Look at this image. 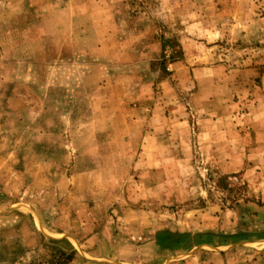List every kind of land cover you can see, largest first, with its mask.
Wrapping results in <instances>:
<instances>
[{
    "label": "rangeland",
    "instance_id": "374dc122",
    "mask_svg": "<svg viewBox=\"0 0 264 264\" xmlns=\"http://www.w3.org/2000/svg\"><path fill=\"white\" fill-rule=\"evenodd\" d=\"M253 65L264 0H0V264H264ZM220 104L229 152L181 151ZM147 128L160 161L130 168Z\"/></svg>",
    "mask_w": 264,
    "mask_h": 264
},
{
    "label": "crops",
    "instance_id": "0c3cea01",
    "mask_svg": "<svg viewBox=\"0 0 264 264\" xmlns=\"http://www.w3.org/2000/svg\"><path fill=\"white\" fill-rule=\"evenodd\" d=\"M260 58L261 57H259V59ZM252 67H253L252 71H254V72L261 71V70L264 72V68L263 69H260V68L256 69L255 65H253ZM223 71H224V69H223ZM262 103H263V105L260 108L263 111L264 110V101H262ZM220 105H222V104H220ZM225 111H226V109H225L224 105H222L221 106V114L218 115L217 118H215V122H214L213 118H211V120L210 119L204 120V122H206V124L208 126H210L209 129L198 128L196 130V132H194L193 135L191 134L190 131L189 132L183 131V132L179 133L177 136H174L173 134H171V137L177 138V141H178V138L183 137L182 136V134H183L186 138L185 139L186 143H187L188 136L189 137H192V136L196 137V139L193 138V140L190 141L189 145H183L181 142H179L177 147H179L181 151H183L184 149L186 150L189 147L191 153L194 150L196 151V149H198L200 152H203V153H205V152L213 153L215 151L221 152V153L229 152L230 148H229L228 142H229L230 132H229V130L224 129L225 128L224 124L227 122V120H229V118L225 117V115H226ZM262 117H263L262 120H264V114L262 115ZM149 119L150 118H147V121H149ZM254 121H253V119H250V121H249L250 124L255 125L252 135L254 136V138L264 137V128H262V127L258 128V124H255ZM256 122H258V121H256ZM221 126H223V127H221ZM147 129L142 130L141 134H140L141 135V144H140L141 159L140 160L139 159H133L131 161L130 168L141 167V166L143 167L144 165L147 168L153 167L154 165L151 166L150 160H152V163H153V161H157L159 159L158 158L159 156L152 158L147 154H149L151 152V147L152 148L157 147V149H158L157 151H159V152H160L161 147H164V142L161 139V134L158 133L157 131L152 132L149 129L148 130ZM129 134H130L129 136H135V137L137 136L136 134H132V133H129ZM179 141H180V139H179ZM262 145H263V143L255 144V146H258L259 148ZM183 146L186 148H183ZM131 147H134L133 144H131ZM218 147H220V148H218ZM152 152H155V151H152ZM159 161L160 160H158V162ZM144 162H146V163L144 164Z\"/></svg>",
    "mask_w": 264,
    "mask_h": 264
},
{
    "label": "trees",
    "instance_id": "16d2710c",
    "mask_svg": "<svg viewBox=\"0 0 264 264\" xmlns=\"http://www.w3.org/2000/svg\"><path fill=\"white\" fill-rule=\"evenodd\" d=\"M41 242L46 241L43 236L40 235ZM227 238V237H226ZM225 238V239H226ZM67 249H59L57 251L59 264H69L75 257V251L72 246L66 241H61ZM203 241H197V239L187 233L162 231L155 235V246L160 251H189L193 247L202 244ZM223 242H221L222 244ZM49 244L58 245L59 243L50 241ZM47 246V245H46Z\"/></svg>",
    "mask_w": 264,
    "mask_h": 264
}]
</instances>
